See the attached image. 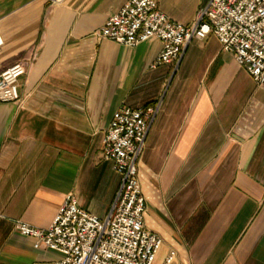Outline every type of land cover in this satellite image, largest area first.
Here are the masks:
<instances>
[{
    "label": "crops",
    "instance_id": "obj_1",
    "mask_svg": "<svg viewBox=\"0 0 264 264\" xmlns=\"http://www.w3.org/2000/svg\"><path fill=\"white\" fill-rule=\"evenodd\" d=\"M127 1L0 0V74L27 66L20 101L0 103V264L62 258L16 225L48 229L68 195L107 217L121 180L103 139L121 107L157 110L139 164L154 264H264V87L215 36L155 69L158 40L99 38ZM155 1L191 26L210 0Z\"/></svg>",
    "mask_w": 264,
    "mask_h": 264
},
{
    "label": "built area",
    "instance_id": "obj_2",
    "mask_svg": "<svg viewBox=\"0 0 264 264\" xmlns=\"http://www.w3.org/2000/svg\"><path fill=\"white\" fill-rule=\"evenodd\" d=\"M97 36L128 48L158 40L162 49L153 69L179 63L188 45L215 36L222 52L232 54L264 87V0H210L191 26L170 20L155 0H128ZM26 73V65L16 64L0 74V103L20 101L19 81ZM156 113L154 107H121L113 115L103 139V158L121 181L107 217L90 213L68 195L48 229L18 222L16 230L33 239L35 248L59 252L62 258L54 264H154L163 241L145 226L147 202L139 164ZM175 258L172 251L165 264Z\"/></svg>",
    "mask_w": 264,
    "mask_h": 264
}]
</instances>
